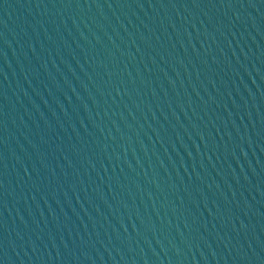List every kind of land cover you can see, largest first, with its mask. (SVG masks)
<instances>
[{
  "label": "water",
  "instance_id": "95a60500",
  "mask_svg": "<svg viewBox=\"0 0 264 264\" xmlns=\"http://www.w3.org/2000/svg\"><path fill=\"white\" fill-rule=\"evenodd\" d=\"M0 264H264V0H0Z\"/></svg>",
  "mask_w": 264,
  "mask_h": 264
}]
</instances>
